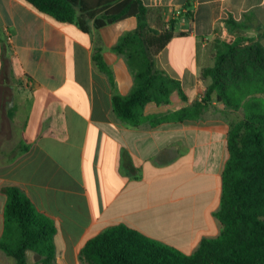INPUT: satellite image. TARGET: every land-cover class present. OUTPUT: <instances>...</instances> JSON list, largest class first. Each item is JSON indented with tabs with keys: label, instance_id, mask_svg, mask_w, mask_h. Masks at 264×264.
<instances>
[{
	"label": "crops",
	"instance_id": "0c3cea01",
	"mask_svg": "<svg viewBox=\"0 0 264 264\" xmlns=\"http://www.w3.org/2000/svg\"><path fill=\"white\" fill-rule=\"evenodd\" d=\"M142 2L151 28L173 32L156 51L155 67L179 80L184 96L174 90L169 103L147 102L146 116L201 97L211 82L201 69L214 64L222 41L236 36L228 17L251 25L240 30L246 36L264 32V0H190L188 8L187 0ZM136 26L130 16L84 32L24 0H0V239L8 186L54 222L56 264H80L83 244L118 224L187 254L220 234L215 212L228 123L239 111L222 113L223 104L214 102L200 119L137 127L121 121L111 80L93 55L103 49L117 92L128 94L133 75L125 55L111 47ZM0 264L16 262L0 249Z\"/></svg>",
	"mask_w": 264,
	"mask_h": 264
},
{
	"label": "trees",
	"instance_id": "16d2710c",
	"mask_svg": "<svg viewBox=\"0 0 264 264\" xmlns=\"http://www.w3.org/2000/svg\"><path fill=\"white\" fill-rule=\"evenodd\" d=\"M38 12L58 23H75L82 31L99 29L133 16L137 26L125 31L111 50L125 55L134 83L126 95L117 92L110 65L97 47L96 66L108 74L114 92L113 109L128 126L145 121L151 125L177 119H200L214 102L222 103V113L241 111L229 121L227 148L229 156L221 175V197L215 216L222 224L220 234L203 238L198 248L184 253L149 238L123 224L108 227L89 238L79 250L80 264H264V45L240 33L251 25L231 16L226 19L232 41H222L212 66L203 67L201 76L211 82L199 99L169 114L143 113L149 101L169 103L179 80L155 67L156 51L172 38L173 32H159L150 27L148 8L142 0H24ZM191 6L187 0L185 7ZM92 21V25H90ZM172 26V21L169 22ZM244 41H246L244 43ZM228 109V110H227ZM4 232L0 249L28 264V251L35 264H56L53 236L54 222L39 212L16 186L4 188Z\"/></svg>",
	"mask_w": 264,
	"mask_h": 264
},
{
	"label": "rangeland",
	"instance_id": "374dc122",
	"mask_svg": "<svg viewBox=\"0 0 264 264\" xmlns=\"http://www.w3.org/2000/svg\"><path fill=\"white\" fill-rule=\"evenodd\" d=\"M236 115H237L236 117H240L242 115L241 111L237 112ZM33 256H34V253L32 251H28L29 264H35V263L32 262Z\"/></svg>",
	"mask_w": 264,
	"mask_h": 264
}]
</instances>
